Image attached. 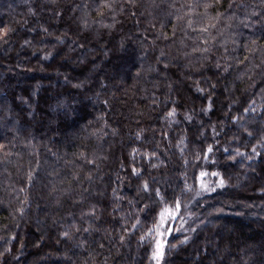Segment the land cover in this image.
Segmentation results:
<instances>
[{
    "label": "trees",
    "instance_id": "obj_1",
    "mask_svg": "<svg viewBox=\"0 0 264 264\" xmlns=\"http://www.w3.org/2000/svg\"><path fill=\"white\" fill-rule=\"evenodd\" d=\"M230 2L222 0V6L211 13L227 10L243 19L245 9H229ZM137 3L139 6L133 7L127 0H116L115 12L100 20L94 0H0V27L14 29L7 43L0 40V143L11 141L13 153L7 160L0 153V264H103L105 258L108 264H148L147 246H137L139 233L124 246L118 241L123 223L120 217L135 211L128 200L137 198L138 181L129 176L132 148L158 151L166 167L152 169L139 155L136 166L147 168L145 178H170L179 191L181 160L173 145L181 136L188 137L185 155L189 159L215 140L221 149L240 147L241 151L246 150L242 145L255 143L247 137L237 141L231 137L240 135L244 121L254 118L257 124L264 122L260 107L264 52L250 53L244 47L250 39L264 45L261 26L243 28L238 20L233 24L239 35L237 44L228 46L231 67L225 72L223 67H214L216 59L225 63L223 48L214 47L210 55L215 59L202 63L200 54L192 52L191 40L179 31L172 38L173 25L161 11L151 8L149 0ZM236 3L255 4L260 11L259 0ZM251 11L249 7L247 12ZM41 26L48 28L50 35L41 31ZM161 31L169 39H164ZM182 39L187 47L180 43ZM25 40L31 44L25 45ZM49 52L52 55L45 59ZM246 69L252 70L245 75ZM249 75L254 79L249 80ZM197 82L203 92L197 91ZM77 84L82 86L74 87ZM209 98L214 107L205 114L201 109ZM249 98L256 101V113L241 110ZM172 107L179 123L165 118ZM185 113L192 115L191 121L184 119ZM237 115L243 120L233 123L229 117ZM210 125H216L218 137L214 138ZM14 128L20 130L18 135L11 131ZM141 129L142 139L137 140L135 134ZM257 150L261 156L253 160L240 157L235 162L227 161V154L216 153L219 170L226 179L230 177L231 186L206 193L197 198L199 203L192 201L182 209L181 215L186 211L194 214L185 216L187 224L179 218L172 221V227H199L195 233H183L192 240L171 251L166 257L168 264H264V148ZM248 151L250 154V148ZM81 153L90 159L94 155L107 159L97 160V170L85 163ZM30 169L37 172L31 186L26 180ZM54 171L59 176L49 175ZM76 171L80 172L79 183L73 180ZM88 172L94 175L91 185L84 180ZM117 175L123 183L117 181ZM192 176L190 167L189 184ZM60 180L72 183L59 185ZM50 181L69 192L50 194ZM86 188L88 192H84ZM112 189L124 198L117 212L112 211L116 203ZM80 193L86 198L82 206L73 204ZM92 203L97 204L101 217L96 226L108 229L114 239L109 243L103 230L85 233L77 239L86 238L88 246L73 247L59 233L73 222L69 213H74L79 223L81 207L87 209ZM217 208L224 211L216 213ZM141 218L145 224L151 223V214H141ZM183 234L174 232L168 239L176 243ZM99 243L104 247L99 248Z\"/></svg>",
    "mask_w": 264,
    "mask_h": 264
},
{
    "label": "snow or ice",
    "instance_id": "obj_2",
    "mask_svg": "<svg viewBox=\"0 0 264 264\" xmlns=\"http://www.w3.org/2000/svg\"><path fill=\"white\" fill-rule=\"evenodd\" d=\"M127 2L133 7L139 6L137 0H127ZM259 4L260 11H257L255 4L248 5L246 3H236V0H231L228 5L229 9H245L244 18L239 19L235 12H232L229 15L227 10L224 12L217 10L214 15L211 13V9L222 6V0H160L159 3H157V0H149V6L153 9L161 11L165 20L173 25L172 38H175L177 31H179L183 34V37L186 40H191L193 44L192 52L200 54V60L202 63L215 59L210 55L214 47L223 48L225 63L224 65H221L219 60L216 59L214 67L216 69L223 67V71L225 72H227L231 67V64L228 63V46L229 44L235 46L237 44V36L239 35L238 32L233 31V24L236 23L237 20L239 21V26H242L243 28H254L257 24H259L261 26V30L264 31V0H259ZM115 6L116 0H94V10L96 16L99 17L100 20H103L104 16L108 13H114ZM249 7L252 8L251 12H247ZM133 15H135V13H133ZM82 22L84 23V26L87 27V20L82 18ZM102 26L112 27V25ZM164 27L165 25L162 23L161 30H163ZM13 31L14 29L9 26L0 27V40L7 43V38ZM41 31L50 35L48 28L41 26ZM213 31H215V35H213ZM160 34L164 37V39H169L167 34L163 31H161ZM57 41L61 42L62 38L57 37ZM180 43L187 47L184 39H182ZM24 44L29 45L31 44V41L25 40ZM81 47H83V45H81ZM244 47L250 53L256 51L264 52V45L259 44L257 39H250ZM51 55L52 53L50 52L46 53L44 58L47 59ZM185 55H188V53H185ZM160 56L164 57L165 53L161 51ZM244 60L247 61L248 57L245 56ZM237 62L241 64L244 63V61ZM259 67V65L253 66V68ZM165 68H167V65H165ZM251 70L252 69H246L245 75ZM137 75H139V73ZM248 79L253 80L254 77L249 75ZM261 83H264V74H262ZM81 86L82 84L74 85V87L77 88ZM256 86L257 85L255 84L250 85V87ZM197 91H204V89L199 86V82H197ZM260 96L262 101L260 107L264 110V88L260 89ZM105 103H107V101H105ZM233 103H235V101ZM213 107L214 102L211 98H209L208 104L203 107L201 111L206 114L211 111ZM241 110L245 114L256 113V101L249 98V100L245 102L244 106H242ZM229 111H231L230 106ZM176 117L177 110L175 107L170 108L166 112L165 118L170 122L179 123V121L176 120ZM184 119L191 121L192 115L185 113ZM229 119L233 123H236L242 121L243 117L237 115L230 116ZM210 127L212 128L214 138L218 137L220 133L217 131L216 125H210ZM11 131L18 135L20 130L14 128ZM143 131L144 130L141 129L135 134L137 140L142 139ZM239 132L240 135L233 134L231 140L237 141L241 139V136H243L255 141V143L250 145H242L246 149L245 151H241L240 147H223L221 149L219 147V140H215L214 143L201 147L193 154L191 159L185 155L186 149L188 148V137L186 135L181 136L173 145V147L179 149L181 160L180 167L182 170L179 171L177 176V180L180 181L179 191L173 187V183L170 178H164L161 180L151 175H149L148 178H145L147 168L136 166V156L139 155L142 160L148 161V166L152 169L166 167L165 160L160 158L161 154L158 151L146 150L141 152L138 148H132L129 153V157H131V163L129 164V176L138 181L136 185L137 198L128 200L130 208L135 209V211L125 212V214L120 217V221H123V223L117 221L120 223V234L118 237L120 245H126L133 236L139 233L136 241L137 246H147L148 264H168L166 259L168 254L173 250H177L180 247L189 244L192 240L190 235L183 233H195L199 227L197 226L194 228L189 226L188 228H185L183 224L178 227H172V221L179 218L184 224H187L185 216L192 217L194 214L186 211L184 215H181L182 209H186L187 205L192 201L199 203L197 198L202 197L206 193H215L218 189H225L231 186L229 185L230 177L226 179L224 172L219 170V160L216 158V153L220 152L222 156L227 154L226 160L232 162L237 161V158L240 157L245 160H253L255 157L262 155L257 148H264V122L257 124L254 118L250 121H244V123L240 124ZM113 134H116L115 129H113ZM162 135L167 136L168 133H162ZM201 136H203V133H201ZM11 143V141H9L8 144L0 143V153L3 154L4 160H7L13 155V153L9 150V145ZM12 146L14 147V145ZM156 147L159 148V145ZM249 148L250 154L248 151ZM53 155L55 156V153H53ZM80 156L84 159L86 164L92 165L97 170L99 169L97 160L107 159V157H97L95 155L90 159L83 153H81ZM201 161L207 163L204 164L201 163ZM120 166L124 167V164L122 163ZM38 167L39 165L37 164L36 168L38 169ZM190 167L193 169L191 184L188 183V170ZM36 174V169H30L26 173V180L29 186L33 184ZM49 175L55 177L59 176V173L54 171ZM213 177L216 179H212ZM100 179H103V177H100ZM116 179L118 182L123 183V180L119 175H117ZM73 180H76L78 183L81 182L79 171L73 172ZM84 180H86L89 185L93 184V173L88 172L84 176ZM50 183L52 184L50 194L59 193L60 195H64L70 190L69 188L58 186L55 182L50 181ZM65 183L71 185L72 181H59V185H64ZM261 190L264 191V188ZM21 191H23V189H21ZM88 191L89 189H84V192ZM170 191L171 195H169ZM112 192L116 200V203L112 206V211L117 212L120 211L119 201L124 198L117 195L116 189H112ZM85 200L86 198L83 193H80V198L74 200L73 204L82 206L84 205ZM56 203L59 204L60 200L57 199ZM138 205L140 206L138 207ZM19 211L23 214L24 209L20 208ZM223 211V208L215 209L216 213H222ZM141 214H144V216L151 214V223L145 224L144 219L141 218ZM69 215L73 216V222L67 224L59 235L65 242H72L73 247L86 248L88 246V240L86 238L77 239L78 236L82 237L85 233L91 235L93 232L99 233L103 230L106 233L105 238L108 239L109 243H111L112 239H114L111 233L108 232V229H102L101 227L96 226V223L101 219V217L97 214V204H89L87 209L81 207L79 212V223L76 221L74 213H69ZM209 215H212V213H209ZM129 221L131 222L129 223ZM200 223L203 224L204 221L202 220ZM174 232H181L183 234V238L177 240L176 243H172L168 239V237L172 236ZM98 247L103 248L104 244L99 243ZM5 251H10V249L6 248ZM68 259L70 260L71 258L69 257ZM103 264H108L107 258H105Z\"/></svg>",
    "mask_w": 264,
    "mask_h": 264
},
{
    "label": "rangeland",
    "instance_id": "obj_3",
    "mask_svg": "<svg viewBox=\"0 0 264 264\" xmlns=\"http://www.w3.org/2000/svg\"><path fill=\"white\" fill-rule=\"evenodd\" d=\"M171 226H172V223H171Z\"/></svg>",
    "mask_w": 264,
    "mask_h": 264
}]
</instances>
